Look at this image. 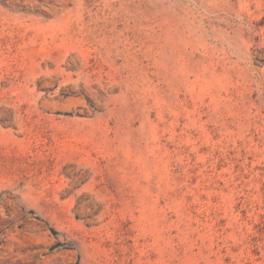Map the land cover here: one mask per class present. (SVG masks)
I'll return each mask as SVG.
<instances>
[{
  "label": "rangeland",
  "instance_id": "rangeland-1",
  "mask_svg": "<svg viewBox=\"0 0 264 264\" xmlns=\"http://www.w3.org/2000/svg\"><path fill=\"white\" fill-rule=\"evenodd\" d=\"M0 264H264V0H0Z\"/></svg>",
  "mask_w": 264,
  "mask_h": 264
}]
</instances>
